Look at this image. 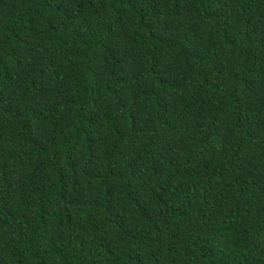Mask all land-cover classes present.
I'll return each instance as SVG.
<instances>
[{
    "label": "trees",
    "instance_id": "obj_1",
    "mask_svg": "<svg viewBox=\"0 0 264 264\" xmlns=\"http://www.w3.org/2000/svg\"><path fill=\"white\" fill-rule=\"evenodd\" d=\"M0 264H264V0H0Z\"/></svg>",
    "mask_w": 264,
    "mask_h": 264
}]
</instances>
